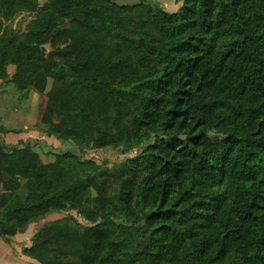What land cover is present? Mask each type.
Returning <instances> with one entry per match:
<instances>
[{"label":"trees","instance_id":"trees-1","mask_svg":"<svg viewBox=\"0 0 264 264\" xmlns=\"http://www.w3.org/2000/svg\"><path fill=\"white\" fill-rule=\"evenodd\" d=\"M177 1L0 0V81L45 95L44 134L138 150L112 170L0 142V239L65 214L34 264H264V0Z\"/></svg>","mask_w":264,"mask_h":264},{"label":"rangeland","instance_id":"rangeland-1","mask_svg":"<svg viewBox=\"0 0 264 264\" xmlns=\"http://www.w3.org/2000/svg\"><path fill=\"white\" fill-rule=\"evenodd\" d=\"M115 3L133 4L142 2L146 5L157 4L166 12H177L181 7V2L177 0H113ZM29 12H20L16 14L9 21H4V26L9 27L11 31L17 35H23L24 27L31 19ZM46 51L49 48L45 47ZM13 66L8 67V73H13ZM51 81H48L47 89L50 88ZM18 94L14 87L9 84H3L0 81V127L8 128L10 130H23L24 135L18 142L15 140L13 134L6 136V139L0 136V142L7 145H30L40 156L43 163H48L54 160L56 154L65 152L75 153L82 162H89L100 166L103 169L117 170L129 158H135L138 154L137 149L129 152L119 148H107L102 150L85 149L80 151L70 142H60L53 138L47 137L43 129L38 126V119L45 103V95L37 94L29 91L25 99L19 101ZM84 169L86 172L91 171V167L82 166L78 171ZM115 191V189H114ZM69 215L75 216L77 221L84 223V220L79 218L76 212H69ZM65 217V214H49L43 220L35 223H30L24 231H17L7 238L6 241L0 239V264H34L27 256L23 254V250L30 246L31 237L46 224Z\"/></svg>","mask_w":264,"mask_h":264},{"label":"crops","instance_id":"crops-1","mask_svg":"<svg viewBox=\"0 0 264 264\" xmlns=\"http://www.w3.org/2000/svg\"><path fill=\"white\" fill-rule=\"evenodd\" d=\"M20 131H22L20 134L13 135V136H15V139L11 138L10 140H15L16 142L20 141L22 139V135H24V131L23 130H20ZM8 135H10V134L3 136V138L6 139V136H8Z\"/></svg>","mask_w":264,"mask_h":264}]
</instances>
